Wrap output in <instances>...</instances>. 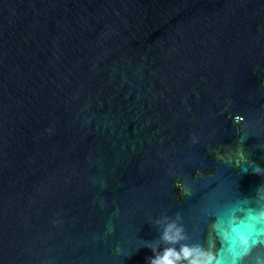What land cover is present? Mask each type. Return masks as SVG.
I'll return each mask as SVG.
<instances>
[{
	"label": "water",
	"instance_id": "obj_1",
	"mask_svg": "<svg viewBox=\"0 0 264 264\" xmlns=\"http://www.w3.org/2000/svg\"><path fill=\"white\" fill-rule=\"evenodd\" d=\"M239 146L246 172L216 158ZM252 161L264 0H0V264H148L177 211L203 242Z\"/></svg>",
	"mask_w": 264,
	"mask_h": 264
},
{
	"label": "clouds",
	"instance_id": "obj_2",
	"mask_svg": "<svg viewBox=\"0 0 264 264\" xmlns=\"http://www.w3.org/2000/svg\"><path fill=\"white\" fill-rule=\"evenodd\" d=\"M243 119L235 116V122ZM244 139L241 137V141ZM192 141L198 142L195 134ZM216 158L248 171L245 165L249 160L240 146L227 156L218 152ZM251 171L264 176V166L253 161ZM201 174L197 170V175ZM175 186L185 197L194 193L193 187L184 180L177 179ZM201 212L205 217L215 216L208 224V235L203 242H189L191 237L181 211L172 216L164 213L153 219L152 224L160 235L155 241H144L155 253L148 258V264H264V186L257 189L254 198H212L203 205ZM162 244L166 245L163 249Z\"/></svg>",
	"mask_w": 264,
	"mask_h": 264
}]
</instances>
